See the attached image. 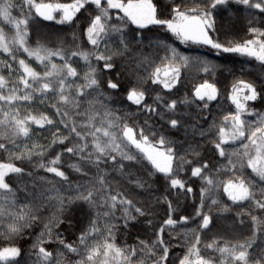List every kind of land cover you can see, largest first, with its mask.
<instances>
[{
	"label": "snow or ice",
	"instance_id": "1",
	"mask_svg": "<svg viewBox=\"0 0 264 264\" xmlns=\"http://www.w3.org/2000/svg\"><path fill=\"white\" fill-rule=\"evenodd\" d=\"M0 264H264V0H0Z\"/></svg>",
	"mask_w": 264,
	"mask_h": 264
},
{
	"label": "trees",
	"instance_id": "2",
	"mask_svg": "<svg viewBox=\"0 0 264 264\" xmlns=\"http://www.w3.org/2000/svg\"><path fill=\"white\" fill-rule=\"evenodd\" d=\"M58 2H61V3H68V2H71V0H58ZM244 23V22H243ZM240 27L242 28L243 27V24H241L240 25ZM241 35H243V32H241ZM181 48H182V46H181ZM182 50H183V48H182ZM211 58V57H210ZM237 59V61H239V60H242L243 58H239V57H237L236 58ZM218 62H222V60H218ZM241 66H243V67H245V68H251L252 67V65H247V64H245V65H240L239 63H237V65H236V67L237 68H239V67H241ZM256 73L254 72L252 75H255ZM252 75H248V76H245L244 78L245 79H253V76ZM222 79V78H221ZM196 82H198L197 80H192V83H196ZM188 87H190V85L188 86ZM188 87H184V88H182L181 89V91L183 90L185 93H187L188 92ZM180 91V92H181ZM178 96L179 97H183L184 95H181L180 93H178ZM255 107H259V103H257L256 105H255ZM186 111H191V109H187ZM45 136H47V133H45L44 134ZM182 133H180V134H177V138H182ZM41 143H44L45 141H40ZM205 147L207 148V147H209L208 145H205ZM158 185L159 184H161V180H158ZM197 183H199V181H197ZM192 187H196V184L194 183V184H192ZM157 194H159V193H157ZM140 199H144V196H140ZM186 204H187V211H191L192 209H191V200H189L188 202H186ZM137 230H140V231H142L143 230V226L141 225V226H138V229ZM137 230H134V232L135 231H137ZM141 238H143V236H141ZM70 239H74V237H72V238H70ZM129 241L131 242V237H129Z\"/></svg>",
	"mask_w": 264,
	"mask_h": 264
},
{
	"label": "rangeland",
	"instance_id": "3",
	"mask_svg": "<svg viewBox=\"0 0 264 264\" xmlns=\"http://www.w3.org/2000/svg\"><path fill=\"white\" fill-rule=\"evenodd\" d=\"M243 22H244V21H241V22H240V25L243 24ZM240 25H239V26H240ZM255 75H256V74H255ZM255 75H252L253 78H254ZM180 94H181V95H184L185 92L182 90V91L180 92ZM259 107H260V105H259ZM259 107H257V108H259ZM162 183H163V181L161 180V184H162Z\"/></svg>",
	"mask_w": 264,
	"mask_h": 264
},
{
	"label": "flooded vegetation",
	"instance_id": "4",
	"mask_svg": "<svg viewBox=\"0 0 264 264\" xmlns=\"http://www.w3.org/2000/svg\"><path fill=\"white\" fill-rule=\"evenodd\" d=\"M227 106H228L227 104L224 105V107H227Z\"/></svg>",
	"mask_w": 264,
	"mask_h": 264
}]
</instances>
